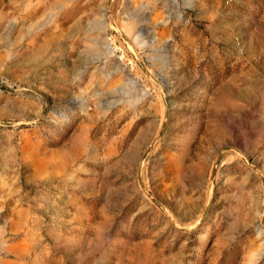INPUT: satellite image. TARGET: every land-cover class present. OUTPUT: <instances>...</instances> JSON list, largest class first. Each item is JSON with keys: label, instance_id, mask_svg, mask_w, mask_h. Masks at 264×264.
Here are the masks:
<instances>
[{"label": "rangeland", "instance_id": "obj_1", "mask_svg": "<svg viewBox=\"0 0 264 264\" xmlns=\"http://www.w3.org/2000/svg\"><path fill=\"white\" fill-rule=\"evenodd\" d=\"M0 264H264V0H0Z\"/></svg>", "mask_w": 264, "mask_h": 264}]
</instances>
